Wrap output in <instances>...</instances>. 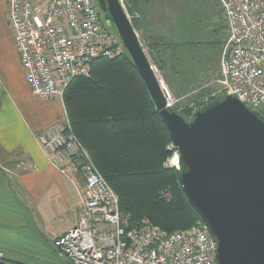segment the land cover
Segmentation results:
<instances>
[{
    "label": "built area",
    "instance_id": "built-area-1",
    "mask_svg": "<svg viewBox=\"0 0 264 264\" xmlns=\"http://www.w3.org/2000/svg\"><path fill=\"white\" fill-rule=\"evenodd\" d=\"M219 1L228 37L212 83L264 117V0ZM7 20L25 77L44 101H64L71 81L88 75L94 59L121 51L120 38L101 20L97 0H8ZM161 85L169 107L171 96ZM41 141L61 173L81 172L84 180L79 219L54 240L73 264H219L216 240L204 220L170 233L148 218L130 228L119 196L68 119L41 133Z\"/></svg>",
    "mask_w": 264,
    "mask_h": 264
},
{
    "label": "water",
    "instance_id": "water-1",
    "mask_svg": "<svg viewBox=\"0 0 264 264\" xmlns=\"http://www.w3.org/2000/svg\"><path fill=\"white\" fill-rule=\"evenodd\" d=\"M98 2L170 133L183 190L216 240L218 263L264 264V120L231 94L190 120L171 110L123 0Z\"/></svg>",
    "mask_w": 264,
    "mask_h": 264
},
{
    "label": "trees",
    "instance_id": "trees-1",
    "mask_svg": "<svg viewBox=\"0 0 264 264\" xmlns=\"http://www.w3.org/2000/svg\"><path fill=\"white\" fill-rule=\"evenodd\" d=\"M207 94L202 89L196 95V108L174 111L190 120L197 109L225 95L202 101ZM64 105L79 142L119 196L130 228L148 218L170 233L203 220L183 190L181 169L168 164L177 149L168 148L170 133L124 46L113 58L94 59L88 75L73 79Z\"/></svg>",
    "mask_w": 264,
    "mask_h": 264
},
{
    "label": "crops",
    "instance_id": "crops-1",
    "mask_svg": "<svg viewBox=\"0 0 264 264\" xmlns=\"http://www.w3.org/2000/svg\"><path fill=\"white\" fill-rule=\"evenodd\" d=\"M7 12L8 0H0V251L22 264H71L54 240L78 221L82 200L73 197L82 198L84 180L81 172L61 173L41 141L67 121L64 101H44L30 88ZM136 21L146 25L139 17L136 30Z\"/></svg>",
    "mask_w": 264,
    "mask_h": 264
},
{
    "label": "rangeland",
    "instance_id": "rangeland-1",
    "mask_svg": "<svg viewBox=\"0 0 264 264\" xmlns=\"http://www.w3.org/2000/svg\"><path fill=\"white\" fill-rule=\"evenodd\" d=\"M123 3L134 24L139 17L146 20L145 26L141 27L137 21L135 26L157 76L171 96L170 109L182 112L196 108L194 98L202 89L209 92L202 101L221 95L220 84L212 83L219 74L228 37V23L219 0H123ZM144 7L153 17L145 16ZM100 16L108 30L119 38L101 7ZM151 43L153 48L149 47ZM122 48L119 43V49ZM55 101L60 102L59 99L52 102ZM176 154L172 151L168 164L178 169L179 163L174 162ZM81 200V195L75 192L73 201Z\"/></svg>",
    "mask_w": 264,
    "mask_h": 264
},
{
    "label": "bare ground",
    "instance_id": "bare-ground-1",
    "mask_svg": "<svg viewBox=\"0 0 264 264\" xmlns=\"http://www.w3.org/2000/svg\"><path fill=\"white\" fill-rule=\"evenodd\" d=\"M174 162H175V163H178V156H177V154H176V156L174 157Z\"/></svg>",
    "mask_w": 264,
    "mask_h": 264
},
{
    "label": "flooded vegetation",
    "instance_id": "flooded-vegetation-1",
    "mask_svg": "<svg viewBox=\"0 0 264 264\" xmlns=\"http://www.w3.org/2000/svg\"><path fill=\"white\" fill-rule=\"evenodd\" d=\"M97 2H98V0H97ZM98 4H99V2H98ZM99 6H100V4H99ZM101 7V6H100Z\"/></svg>",
    "mask_w": 264,
    "mask_h": 264
}]
</instances>
